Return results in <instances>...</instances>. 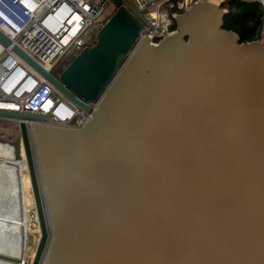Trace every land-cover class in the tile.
I'll return each mask as SVG.
<instances>
[{"label": "water", "instance_id": "95a60500", "mask_svg": "<svg viewBox=\"0 0 264 264\" xmlns=\"http://www.w3.org/2000/svg\"><path fill=\"white\" fill-rule=\"evenodd\" d=\"M220 1L175 14L154 44L138 39L141 13L112 0L58 78L12 46L87 114L67 126L0 109L20 119L39 229L22 263L47 249L45 264H264V23L241 42Z\"/></svg>", "mask_w": 264, "mask_h": 264}, {"label": "built area", "instance_id": "2783aa9c", "mask_svg": "<svg viewBox=\"0 0 264 264\" xmlns=\"http://www.w3.org/2000/svg\"><path fill=\"white\" fill-rule=\"evenodd\" d=\"M126 1L147 22H143L138 39L147 36L156 44L174 32V15L198 0ZM241 1L261 4L263 24L264 0ZM116 8L112 0H0V32L11 42L6 45L0 40V109L45 115L44 122L48 124H82L87 114L15 53L12 46L58 78L83 48L95 42L100 27ZM2 117L15 120L17 125L20 120Z\"/></svg>", "mask_w": 264, "mask_h": 264}, {"label": "rangeland", "instance_id": "374dc122", "mask_svg": "<svg viewBox=\"0 0 264 264\" xmlns=\"http://www.w3.org/2000/svg\"><path fill=\"white\" fill-rule=\"evenodd\" d=\"M246 2V1H245ZM0 126L4 127L5 131L0 130V156L14 158L18 154L17 142L19 141V131L18 125L15 120H6L0 118ZM12 138L14 141L9 143L8 139ZM17 158V157H16ZM25 184H24V194L26 202V212L28 214V228L25 231V228L21 225L10 222V221H0V242L1 250L0 254L9 258H18V256L27 250L26 261L31 260V256L34 253L39 238V229L36 223L33 222L31 218V212L33 208V200L30 192V187L28 183L27 176L24 172ZM19 181V176L15 175L12 167H6L0 171V213L10 216L17 217L18 214V188L16 191L15 179ZM20 183V187L21 182ZM16 192V195H15ZM17 196V197H16ZM9 228V230H7ZM26 232V235L22 233ZM27 248V249H26ZM18 255V256H17ZM7 259V258H5ZM13 261V259H10ZM6 264H9L8 261H3ZM8 262V263H7Z\"/></svg>", "mask_w": 264, "mask_h": 264}, {"label": "trees", "instance_id": "16d2710c", "mask_svg": "<svg viewBox=\"0 0 264 264\" xmlns=\"http://www.w3.org/2000/svg\"><path fill=\"white\" fill-rule=\"evenodd\" d=\"M226 8L223 28L234 31L241 42L251 41L260 37L262 28V7L258 2L241 0H224Z\"/></svg>", "mask_w": 264, "mask_h": 264}, {"label": "bare ground", "instance_id": "6f19581e", "mask_svg": "<svg viewBox=\"0 0 264 264\" xmlns=\"http://www.w3.org/2000/svg\"><path fill=\"white\" fill-rule=\"evenodd\" d=\"M20 151L22 152V150H20ZM16 157H17V155H15L14 158L0 156V171H2L4 168H6L8 166V167H12L13 168V172L15 171V174L17 175L18 174V170L20 168H22V167L25 168L24 160L21 159V158H18V157L16 158ZM14 179H15L16 191H17V188H18V195H19V200H17L18 201L17 209H18V214L19 215L17 217H10V216L3 215V214L0 213V218H2L5 221H10V222L17 223V224L21 225L22 228L24 227L25 231H26L27 230V226H28V214L26 212L25 194H24V196L21 195V190L22 189L24 190V184H25V181H26L25 176H24V170L23 171L20 170V174H19V179L20 180L19 181L16 180V177H14ZM18 182H21V185H22L21 187H20V183H18ZM28 183H29V181H28ZM29 187H30V185H29ZM30 192H31V190H30ZM15 195H16V192H15ZM31 196H32V194H31ZM7 230H9V228H7ZM25 235H26V232H25ZM0 250H1V242H0ZM24 251L25 252H22L19 256L17 255L18 258H15L16 260H19L18 262L16 260H14V258L5 257L7 259L0 258V264H6L3 261H8L9 264H26V263H22L21 262V261H25L26 262V256H27V252L28 251L25 250V249H24ZM44 253L45 254H44V257H43L42 264H45L46 255H47V249H46V251ZM10 259H13V261L10 260Z\"/></svg>", "mask_w": 264, "mask_h": 264}, {"label": "flooded vegetation", "instance_id": "af4514ba", "mask_svg": "<svg viewBox=\"0 0 264 264\" xmlns=\"http://www.w3.org/2000/svg\"><path fill=\"white\" fill-rule=\"evenodd\" d=\"M0 118L1 119H6V118H4V117H2V116H0ZM6 120H8V119H6ZM4 127H6V126H4ZM4 127H2V126H0V130L1 131H5L4 130ZM8 139V141H9V143H12L14 140L12 139V138H10L11 140H9V138H7ZM3 142H2V140H0V144H2ZM20 170H24V168L22 167V168H20L19 170H18V176H19V174H20ZM16 175V174H15ZM21 195H23L24 196V190L22 189L21 190ZM17 207H18V205H17ZM2 214V213H1ZM4 215V214H3ZM0 221H4L2 218H0ZM27 228H28V226H27ZM22 235H24L25 236V232L24 233H22Z\"/></svg>", "mask_w": 264, "mask_h": 264}]
</instances>
